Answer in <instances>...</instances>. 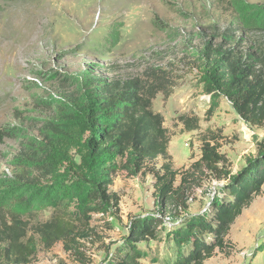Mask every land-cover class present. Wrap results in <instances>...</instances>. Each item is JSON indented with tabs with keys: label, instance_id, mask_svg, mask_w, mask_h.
<instances>
[{
	"label": "rangeland",
	"instance_id": "1",
	"mask_svg": "<svg viewBox=\"0 0 264 264\" xmlns=\"http://www.w3.org/2000/svg\"><path fill=\"white\" fill-rule=\"evenodd\" d=\"M241 17L264 19V0H0V130L4 132L0 182L6 180L7 185L16 172L21 173L13 162L22 144L40 139L44 123L66 116L73 98L89 95L101 81L144 80L153 73L164 77L173 90L168 98L158 94L154 109L165 117L175 168L183 169L198 159L200 135L207 127L222 129L220 151L231 171L245 167L246 159L257 154L256 140L264 138V126L242 119L227 97L219 99L207 118L210 96L199 84L201 73L194 62L206 43L234 46V41L223 37L225 32L242 43L240 51L258 55L259 48L264 49V20L259 29H252L244 26ZM117 29L121 39L113 46L110 35ZM181 113L200 117V128L184 132ZM162 162L159 158L149 165L159 167ZM224 183L209 175L191 190L187 211L162 216L153 175L120 171L111 187L120 196L119 210L101 220L99 214L92 216L100 226L81 247L85 261L106 264L136 216L159 214L164 220L171 218V230L182 228L184 219L205 211ZM1 195L9 201L18 196L14 201L31 209L25 215L31 222L44 221L51 214L44 205L45 195L35 191L0 185ZM162 228L165 238L167 227ZM226 239L234 246L231 254L216 250L205 264H264V185ZM140 246L160 256L166 242L150 240ZM142 263L160 264L150 259ZM30 264L86 263L62 243L44 248L37 237V254Z\"/></svg>",
	"mask_w": 264,
	"mask_h": 264
},
{
	"label": "trees",
	"instance_id": "2",
	"mask_svg": "<svg viewBox=\"0 0 264 264\" xmlns=\"http://www.w3.org/2000/svg\"><path fill=\"white\" fill-rule=\"evenodd\" d=\"M244 7H240L242 12L247 10ZM243 17L241 22L252 29H259L264 20ZM223 37L235 45L206 43L195 56V67L201 73L199 84L210 96L206 117H211L221 97H227L242 119L262 127L264 49L259 48L258 55L240 51L242 43L228 32ZM120 39L121 32L114 30L110 35L112 45ZM164 80L153 73L144 80L101 81L89 95L73 98L71 109L62 119L44 123L40 139L22 144L13 162L21 173L16 172L7 185L6 180L0 185L45 195L44 205L51 208V214L44 221L31 222L25 216L30 208L19 200L15 203L18 196L10 195L9 201L1 195L0 264H30L37 254V237L44 248L50 250L62 243L66 251L90 264L81 247L93 239L100 226L92 221L93 215L99 214L101 220L112 210L118 212L121 199L111 187L122 170L153 175L162 216L168 211L175 216L180 210L187 211L191 190L201 186L209 175L227 182L203 213L184 219L182 228L171 230L159 214L132 218L127 235L106 264H143L147 259L160 264H205L216 250L231 254L234 246L226 238L233 224L262 193L264 138L256 140L257 154L233 173L228 158L220 151L222 129L207 127L200 135L198 159L176 169L169 152L171 137L165 117L154 109L158 94L168 98L173 91ZM179 120L184 132L200 128L201 119L194 114L181 113ZM3 139L0 130V142ZM159 158L162 164L150 167ZM150 240L166 242L165 252L153 255L140 246Z\"/></svg>",
	"mask_w": 264,
	"mask_h": 264
},
{
	"label": "built area",
	"instance_id": "3",
	"mask_svg": "<svg viewBox=\"0 0 264 264\" xmlns=\"http://www.w3.org/2000/svg\"><path fill=\"white\" fill-rule=\"evenodd\" d=\"M164 223L166 224V225H172V222H171V218L170 217H166L165 218V220H164Z\"/></svg>",
	"mask_w": 264,
	"mask_h": 264
},
{
	"label": "water",
	"instance_id": "4",
	"mask_svg": "<svg viewBox=\"0 0 264 264\" xmlns=\"http://www.w3.org/2000/svg\"><path fill=\"white\" fill-rule=\"evenodd\" d=\"M239 171V170H238ZM238 171H236V172H233V173H237ZM227 181H225V183H226ZM215 194H216V192H215ZM215 197V195L213 196V198ZM211 202H212V200L207 204V206H206V209L211 205ZM205 209V210H206Z\"/></svg>",
	"mask_w": 264,
	"mask_h": 264
}]
</instances>
